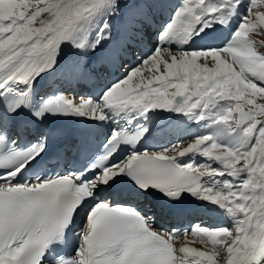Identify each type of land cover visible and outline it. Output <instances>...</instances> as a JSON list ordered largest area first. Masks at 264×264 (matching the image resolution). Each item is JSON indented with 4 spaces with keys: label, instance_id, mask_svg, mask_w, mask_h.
<instances>
[{
    "label": "snow or ice",
    "instance_id": "1",
    "mask_svg": "<svg viewBox=\"0 0 264 264\" xmlns=\"http://www.w3.org/2000/svg\"><path fill=\"white\" fill-rule=\"evenodd\" d=\"M0 264H264V0H0Z\"/></svg>",
    "mask_w": 264,
    "mask_h": 264
}]
</instances>
